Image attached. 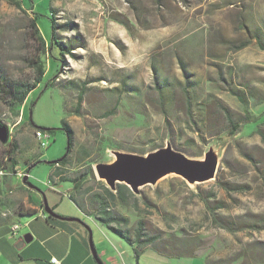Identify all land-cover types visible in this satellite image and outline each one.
I'll return each mask as SVG.
<instances>
[{
    "label": "rangeland",
    "instance_id": "obj_1",
    "mask_svg": "<svg viewBox=\"0 0 264 264\" xmlns=\"http://www.w3.org/2000/svg\"><path fill=\"white\" fill-rule=\"evenodd\" d=\"M51 7L57 36L74 43V53L46 54L44 79L30 92L20 114L0 98V120L9 125L10 140L17 144V165L24 167L30 154L43 160L29 176L35 186L30 189L33 198L43 202L45 196L55 212L82 219L92 231L98 254L107 248L120 262L122 255L132 264H155L156 252L136 254L131 243L85 215L70 197L72 181L50 180L53 166L47 161L62 157L68 147L62 122L66 120L74 131L75 152L83 146L91 151L79 168L95 157L97 162L112 161L113 149L146 154L168 140L187 155L202 158L216 140L221 156L215 179L193 186L171 174L141 187L138 209L119 210L131 223L145 219L161 241L196 239L197 253L215 264L260 261L264 139L256 129L264 121V46L260 45H264V0H0V75L23 81L37 75L32 60L43 57V50L32 21L37 19L48 44ZM52 79L55 86L48 85ZM159 85L164 86L166 115L155 103ZM184 87L191 94V116L185 111ZM216 99L235 117L250 114L258 122L230 134L221 119L223 131L212 134L217 128L212 104ZM39 127L55 128L47 130L51 136L47 148L35 136L45 133ZM9 148L8 142L0 141V158ZM97 162L92 167L98 178ZM2 177L0 194L7 186L24 184L15 175ZM26 218L13 213L7 220L21 224L25 234ZM223 219L233 221L234 229L222 226ZM59 220L82 229L89 243L82 223ZM90 261L99 264L92 251Z\"/></svg>",
    "mask_w": 264,
    "mask_h": 264
},
{
    "label": "trees",
    "instance_id": "obj_2",
    "mask_svg": "<svg viewBox=\"0 0 264 264\" xmlns=\"http://www.w3.org/2000/svg\"><path fill=\"white\" fill-rule=\"evenodd\" d=\"M16 2L20 6V1ZM50 19L52 29L48 44L46 43L45 37L38 29L36 22L37 19L34 18L32 21V25L35 28L34 34L39 39L41 43V49L43 50V57L39 56L32 60V64L37 72V75L33 78V80H10L5 75H0V98L17 115L20 114V108L26 101L30 92L44 79L47 70V61L45 57L46 54L48 53L53 55L55 51H58L60 56L63 57L66 52L72 54L74 53L72 52L74 43L67 44L57 36L56 16L54 15L52 7ZM244 45H246V43H243L241 46ZM260 45L262 47L264 46L261 43ZM58 60L63 61L60 57H58ZM48 85L55 86L56 83L52 79L49 81ZM163 87V85H159L158 99L155 101V103H157L156 105L158 106V109L166 115L167 110L165 106V98L162 93ZM182 98L185 104V111L189 116H191V94L186 87H184L182 91ZM212 104L217 110L215 114V128H217L211 132L212 134H218L223 131L222 122L226 123V129L230 134H235L243 129L245 125L251 122L257 123L259 120V118L250 114L244 115L243 117H235L231 111V108L218 99L213 100ZM66 110L69 112V109L66 108ZM221 119L223 120L222 122ZM263 124L264 121L262 123H258L256 132L260 133L264 139V129L262 128ZM39 128H41L40 130L44 129L50 132L55 130V128ZM60 129H64L66 131L69 146L67 147L66 153L62 157L53 160L51 163L53 170L50 174V180L52 183L69 180L72 181L73 188L71 189L70 197L85 213V215L99 220L101 223L107 225L108 228H110L118 236L131 243L136 254H139L149 247H153L154 249L171 257H182L197 254L199 245L196 239L189 237L178 239V241L172 239H164V241H161V236L151 231L145 219L139 218L134 223H131V218L123 214L119 210V207H133L138 209V196L133 193L130 187L125 183H118L117 188L112 190L108 187L104 180L98 179L95 176L92 167V163L97 162L96 157L88 159V161L84 163V167L79 168L77 165L82 161V159L87 160V158H89L91 155V151L86 150L83 146L75 152L73 142L74 131L66 120H63ZM8 144L10 148L7 150L6 157L0 158V169L14 171L15 166L19 162L14 156L17 150V144L13 140L8 141ZM102 144H105V142L103 141ZM42 161L43 160L40 158H32L31 160L25 161L24 166L27 167V171L29 172L33 166ZM218 207H223V205L219 204ZM50 220L62 223V221L59 219L48 215L47 221L50 222ZM220 222L222 226L234 229L233 226H235V223L233 221L229 219H223ZM260 257V261H264V252L260 253ZM210 263L215 264L212 261H210Z\"/></svg>",
    "mask_w": 264,
    "mask_h": 264
},
{
    "label": "crops",
    "instance_id": "obj_3",
    "mask_svg": "<svg viewBox=\"0 0 264 264\" xmlns=\"http://www.w3.org/2000/svg\"><path fill=\"white\" fill-rule=\"evenodd\" d=\"M30 156L33 157V154ZM15 167L21 169L19 165ZM21 170H27V167L24 166ZM7 175L21 178L8 170L4 176ZM4 182L3 177L0 178V184ZM7 187L8 190L0 194V264H54L51 262L53 256L61 261L60 264H69L77 259L79 264H94L90 261L91 249L82 229L72 224L47 221L43 202L33 198L31 187L26 184ZM13 213L16 217H27L24 225L28 227V232L23 234L19 230L17 235L11 233V225L16 222L7 218ZM27 234L33 236L32 240L20 245V241ZM73 237H76V244L73 243ZM149 249L156 252V255H153L155 264H211L203 253L171 257L152 247L145 250ZM99 256L104 264H132L131 260L126 262L122 255L120 262L113 251L107 248L101 250ZM256 264H264V261H258Z\"/></svg>",
    "mask_w": 264,
    "mask_h": 264
},
{
    "label": "water",
    "instance_id": "obj_4",
    "mask_svg": "<svg viewBox=\"0 0 264 264\" xmlns=\"http://www.w3.org/2000/svg\"><path fill=\"white\" fill-rule=\"evenodd\" d=\"M9 140L10 127L0 120V141L7 143ZM111 152L114 155L112 161L97 162L95 164V172L98 178L104 180L112 190L117 188L118 183H125L136 195L141 194L142 186L147 184L155 185L161 178L171 174L181 176L193 186L215 179L221 156L220 149L216 146V140L210 144L202 158L189 156L183 151L174 148L169 140L166 145L146 154L126 152L118 149H113ZM47 162L51 164L53 160ZM22 181L24 184L35 188L29 181V175H25ZM43 206L45 212L50 216L61 220H74L82 223L89 232V244L96 261L99 264H103L97 253L92 231L82 219L73 216H63L55 212L49 206L45 196ZM32 238L31 234L25 235L20 241V245L31 241Z\"/></svg>",
    "mask_w": 264,
    "mask_h": 264
},
{
    "label": "built area",
    "instance_id": "obj_5",
    "mask_svg": "<svg viewBox=\"0 0 264 264\" xmlns=\"http://www.w3.org/2000/svg\"><path fill=\"white\" fill-rule=\"evenodd\" d=\"M35 136L43 148H47L50 145L51 136L47 130H45V133H35ZM21 169H17L15 167V170L11 171V172H14L16 175H18L21 178H23L25 175L30 176V173L27 170H21ZM5 174H6V170L5 171L3 169L0 170V176L5 175ZM20 229H21V224H19L17 222L13 223L11 225V233L13 235H17ZM51 262L54 264H60L61 263V261L55 256L51 257Z\"/></svg>",
    "mask_w": 264,
    "mask_h": 264
},
{
    "label": "bare ground",
    "instance_id": "obj_6",
    "mask_svg": "<svg viewBox=\"0 0 264 264\" xmlns=\"http://www.w3.org/2000/svg\"><path fill=\"white\" fill-rule=\"evenodd\" d=\"M38 133H41V132H38Z\"/></svg>",
    "mask_w": 264,
    "mask_h": 264
}]
</instances>
